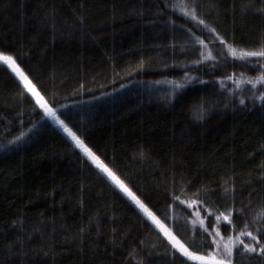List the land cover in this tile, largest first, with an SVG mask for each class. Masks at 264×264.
I'll use <instances>...</instances> for the list:
<instances>
[{"label": "trees", "instance_id": "1", "mask_svg": "<svg viewBox=\"0 0 264 264\" xmlns=\"http://www.w3.org/2000/svg\"><path fill=\"white\" fill-rule=\"evenodd\" d=\"M172 3L0 0V51L182 243L207 254L216 228L225 243L264 231V84L242 82L264 60L228 55ZM189 3L238 53L264 44V0ZM233 252L234 264H264L242 245ZM0 264H199L91 166L3 62Z\"/></svg>", "mask_w": 264, "mask_h": 264}, {"label": "snow or ice", "instance_id": "2", "mask_svg": "<svg viewBox=\"0 0 264 264\" xmlns=\"http://www.w3.org/2000/svg\"><path fill=\"white\" fill-rule=\"evenodd\" d=\"M169 7H173L174 9H178L185 16H190L192 20L198 22V24L203 25L205 29H208L209 32L216 34L217 38L220 39L222 44H225L228 49V55L240 59L249 61L251 58H258V60H264V44L258 50H240L239 53L236 48L232 45L227 44V42L219 37V34L216 32L215 28L209 27L204 19H201L197 15L196 5L194 3H189V0H173L171 5H167ZM264 11V10H262ZM174 23V21H173ZM203 43V41H201ZM0 62L7 65L8 68L11 69L16 76L23 82V88L27 93L31 94L32 97L35 98V107L43 110L44 116L52 118L67 135L71 138V141L74 142V147L82 153L83 157L86 158L88 162H90L91 166L94 169L98 170V173L107 179L116 189H119L121 193L124 194L134 204L141 213H143L144 217L147 220L151 221L153 225L159 229L160 232L163 233V236L167 239L172 249L175 252L180 253L181 256L186 257L188 261H198L199 264H233V250L238 246L242 245L243 249L246 253H258L261 256H264V231L257 230V233L254 234L253 231H242L239 236L233 238L228 237V241L224 242V237L221 236L219 228H216L214 233H209V235L213 236L212 244L215 245V248L212 252L207 254L199 255L196 252L190 251V245L182 243L180 239L177 238L173 232L165 228L163 224H161L160 220L157 219L156 215L149 209L148 205L141 199L139 195L136 194L130 187V181L126 182V178H121L117 171L113 169L108 163H106V157H103L100 154H97L91 147H89L84 139H81L80 136L77 135L76 132L72 131V129L65 123L60 116L57 115L56 109L51 107L48 102H46L45 97L41 95L40 92L36 90V86L29 80V77L25 75V73L21 70L20 66L17 64V60L14 58L13 54H10L6 51H0ZM196 63H201V61H196ZM142 66V64H141ZM261 69H264V64L258 65ZM187 77V73H185ZM228 79H232V77H228ZM246 82L252 85L253 88L256 87L257 84H264V71L253 79H248ZM160 83V81H157ZM174 85L173 91L176 89H180L184 87V84L169 81ZM123 87V85H121ZM81 88H84V85L81 84ZM23 94V93H22ZM256 99L264 100V92H260L259 96L255 97ZM240 104H244L245 101L241 99L239 101ZM205 112L201 110L198 112V119H203ZM24 135L23 132L20 133L19 136H16L13 141H9V143H13L15 140H20ZM227 191V189H226ZM173 201L180 200L179 196H173ZM181 203H185V201H180ZM193 204L199 203V201H193ZM223 219L227 221L229 224L232 223L230 218L231 213L225 215L221 213ZM259 218H264V207H262L261 211L258 213ZM220 216L217 217L219 221ZM200 226L204 228V220L201 219L199 221ZM193 226L196 225V220L192 221ZM248 226L245 225V228ZM205 232H207V228H204ZM83 231V230H82ZM248 237L252 243L247 244L244 242L243 237ZM219 237V240L216 238ZM195 246V245H191Z\"/></svg>", "mask_w": 264, "mask_h": 264}, {"label": "rangeland", "instance_id": "3", "mask_svg": "<svg viewBox=\"0 0 264 264\" xmlns=\"http://www.w3.org/2000/svg\"><path fill=\"white\" fill-rule=\"evenodd\" d=\"M18 77V76H17ZM19 78V77H18ZM20 80V79H19ZM21 81V80H20ZM22 82V81H21ZM22 84H23V82H22ZM31 95V94H30ZM33 99L35 100V98L33 97ZM54 125H56L70 140H71V138L67 135V133H65L64 131H63V129L52 119V118H50V117H47ZM138 209V208H137ZM139 210V209H138ZM140 211V210H139ZM157 217V216H156ZM157 219H159L158 217H157ZM160 220V219H159ZM160 222H161V224H163V226L165 227V228H167L166 227V225L160 220ZM190 250V249H189ZM191 251V250H190ZM197 254H199V253H197ZM199 255H203V254H199ZM196 262H198V261H196ZM234 264V263H233Z\"/></svg>", "mask_w": 264, "mask_h": 264}]
</instances>
